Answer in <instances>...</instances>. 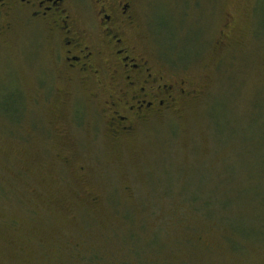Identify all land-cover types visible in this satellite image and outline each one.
Here are the masks:
<instances>
[{"label": "rangeland", "instance_id": "rangeland-1", "mask_svg": "<svg viewBox=\"0 0 264 264\" xmlns=\"http://www.w3.org/2000/svg\"><path fill=\"white\" fill-rule=\"evenodd\" d=\"M144 20L197 94L118 139L57 94L47 31L0 40V264H264V0H149Z\"/></svg>", "mask_w": 264, "mask_h": 264}, {"label": "flooded vegetation", "instance_id": "flooded-vegetation-1", "mask_svg": "<svg viewBox=\"0 0 264 264\" xmlns=\"http://www.w3.org/2000/svg\"><path fill=\"white\" fill-rule=\"evenodd\" d=\"M148 3L0 0V40L14 22L47 31L51 62L63 86L57 94L69 102L83 91L106 118L112 137H128L140 124L175 111L197 94L187 79L169 74L173 70L150 49L144 20ZM232 21L227 15L219 50L238 44ZM37 98L33 100L39 102Z\"/></svg>", "mask_w": 264, "mask_h": 264}, {"label": "trees", "instance_id": "trees-1", "mask_svg": "<svg viewBox=\"0 0 264 264\" xmlns=\"http://www.w3.org/2000/svg\"><path fill=\"white\" fill-rule=\"evenodd\" d=\"M89 261L90 262H93L94 261V262H97V264H100V259L97 258V257H95V256L89 257Z\"/></svg>", "mask_w": 264, "mask_h": 264}]
</instances>
